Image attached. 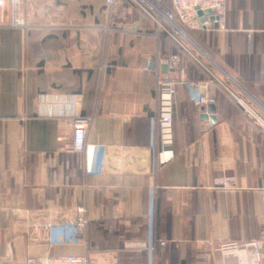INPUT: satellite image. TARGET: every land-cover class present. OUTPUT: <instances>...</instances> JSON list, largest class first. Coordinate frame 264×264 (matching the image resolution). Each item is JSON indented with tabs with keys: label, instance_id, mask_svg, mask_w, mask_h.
Masks as SVG:
<instances>
[{
	"label": "crops",
	"instance_id": "obj_1",
	"mask_svg": "<svg viewBox=\"0 0 264 264\" xmlns=\"http://www.w3.org/2000/svg\"><path fill=\"white\" fill-rule=\"evenodd\" d=\"M154 32L122 1L0 0V264H264V244L259 261L242 248L264 242V0H227L225 30H185L186 50ZM171 55L214 103L176 83L162 148ZM75 116L90 119L80 154Z\"/></svg>",
	"mask_w": 264,
	"mask_h": 264
},
{
	"label": "built area",
	"instance_id": "obj_2",
	"mask_svg": "<svg viewBox=\"0 0 264 264\" xmlns=\"http://www.w3.org/2000/svg\"><path fill=\"white\" fill-rule=\"evenodd\" d=\"M16 2L17 0H13ZM123 0H104L107 9H110ZM140 10L148 17L154 27L152 34L159 38L162 34L169 37L177 46L185 49L184 43L187 41L185 30L202 31L206 29L225 30V16L227 10V0H124ZM206 10L211 11V15H205ZM198 12L202 15L199 16ZM210 17L212 18L210 20ZM216 25V27H214ZM12 28H25L22 20L15 18L11 24ZM160 64H166L168 72L176 74L174 80L159 81L158 91V111L157 122L159 126V142L162 148L170 147L173 143V99L175 95V84L186 83L191 89L190 99L197 108L207 107L213 104L214 100L209 98L203 88L185 81V67L180 55L168 57H157ZM90 119L82 116H75L72 120V144L71 149L75 154L83 153L87 130ZM161 154H169L165 158L159 159L160 164L168 161L172 157V152L163 150ZM85 210L78 208L76 218L70 225L77 234H82L87 225ZM262 244L264 242L254 240L242 245V248L252 252L256 261L261 259ZM238 246L227 244L222 246V250L234 252ZM25 264H94L83 256H56L52 258L28 257Z\"/></svg>",
	"mask_w": 264,
	"mask_h": 264
},
{
	"label": "water",
	"instance_id": "obj_3",
	"mask_svg": "<svg viewBox=\"0 0 264 264\" xmlns=\"http://www.w3.org/2000/svg\"><path fill=\"white\" fill-rule=\"evenodd\" d=\"M204 14L205 15H211V11L206 10L204 12ZM198 15L201 16L202 13L201 12H198ZM211 19L212 18L210 17V20ZM214 27H216V25H214ZM152 66H153V64H152ZM160 70H161L160 71L161 72V80H174L175 79V77H176L175 74L168 72V67H167L166 64H161Z\"/></svg>",
	"mask_w": 264,
	"mask_h": 264
},
{
	"label": "trees",
	"instance_id": "obj_4",
	"mask_svg": "<svg viewBox=\"0 0 264 264\" xmlns=\"http://www.w3.org/2000/svg\"><path fill=\"white\" fill-rule=\"evenodd\" d=\"M122 2H126V1H122ZM127 3V2H126ZM214 29H206V30H202V32H204V31H207V32H209V33H212V31H213ZM189 32H193V31H190L189 30Z\"/></svg>",
	"mask_w": 264,
	"mask_h": 264
},
{
	"label": "rangeland",
	"instance_id": "obj_5",
	"mask_svg": "<svg viewBox=\"0 0 264 264\" xmlns=\"http://www.w3.org/2000/svg\"><path fill=\"white\" fill-rule=\"evenodd\" d=\"M114 6H115V5H114ZM109 14H110V16L113 15L112 10H111V12H109Z\"/></svg>",
	"mask_w": 264,
	"mask_h": 264
}]
</instances>
